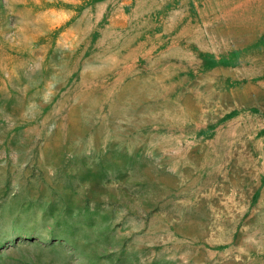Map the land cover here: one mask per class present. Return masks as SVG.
Returning <instances> with one entry per match:
<instances>
[{
	"label": "rangeland",
	"instance_id": "1",
	"mask_svg": "<svg viewBox=\"0 0 264 264\" xmlns=\"http://www.w3.org/2000/svg\"><path fill=\"white\" fill-rule=\"evenodd\" d=\"M0 264H264V0H0Z\"/></svg>",
	"mask_w": 264,
	"mask_h": 264
},
{
	"label": "bare ground",
	"instance_id": "2",
	"mask_svg": "<svg viewBox=\"0 0 264 264\" xmlns=\"http://www.w3.org/2000/svg\"><path fill=\"white\" fill-rule=\"evenodd\" d=\"M197 8V7H196ZM191 24V23H190ZM190 24H188V25H190ZM192 27V26H191ZM201 27V26H200ZM189 28V27H188ZM183 30V29H182ZM189 31H191V29L189 30ZM185 36V35H184ZM143 44V43H142ZM158 45V44H157ZM141 48V47H140ZM151 53V52H150ZM192 53V52H191Z\"/></svg>",
	"mask_w": 264,
	"mask_h": 264
}]
</instances>
